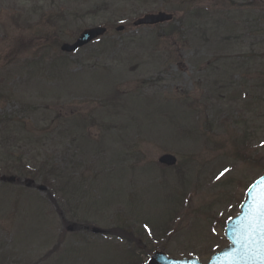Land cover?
<instances>
[{"label":"rangeland","instance_id":"rangeland-1","mask_svg":"<svg viewBox=\"0 0 264 264\" xmlns=\"http://www.w3.org/2000/svg\"><path fill=\"white\" fill-rule=\"evenodd\" d=\"M163 1L0 0L5 136L16 129L22 138V127H34L42 136L31 141L36 161L57 158L38 174L1 159L0 264H124V253L135 245L131 261L140 264L156 250L205 263L210 252L227 244L224 219L238 213L247 186L264 171V0H233L236 18L249 22L235 24L234 30L223 22L227 0H193L192 7L209 6L214 15L208 24L197 19L202 25L186 39L182 16L192 0ZM243 3L252 15L240 13ZM54 6L63 7L68 19L57 23L51 17ZM158 11L172 13V25L181 31L152 37L160 30L134 27L135 19ZM60 23L67 26L59 30ZM95 25L110 26L104 39L75 54V62L63 60L62 43H72ZM118 25L125 27L116 31ZM28 60H35L31 68L24 65ZM33 72L43 75L42 81H30ZM201 84L223 98L202 99ZM20 99L26 101V114ZM16 118L27 122L23 126ZM179 122L194 127L191 135L181 132V141ZM246 131L248 141L240 147ZM240 148L244 157L237 159ZM164 153L176 155L177 166L160 165ZM31 166L39 170L41 165ZM27 179L33 181L30 187ZM48 191L59 208L62 204V213L46 200ZM120 227L131 240L125 233L123 242L111 236L112 228Z\"/></svg>","mask_w":264,"mask_h":264},{"label":"water","instance_id":"water-1","mask_svg":"<svg viewBox=\"0 0 264 264\" xmlns=\"http://www.w3.org/2000/svg\"><path fill=\"white\" fill-rule=\"evenodd\" d=\"M164 18H168L166 16H163ZM153 18V17H150ZM104 32V29H94V30H88L86 31L78 40L77 42L73 45V46H68L65 45L63 46L64 50L70 51V50H75L77 49L79 46L84 45L85 43H87L88 41H90L91 39L95 38L96 36L100 35L101 33ZM161 162L166 163L168 165L174 164L175 163V158L172 156H163L160 159ZM237 225H239L240 220L235 221ZM236 224L234 225H229L230 228H236ZM240 227V226H239ZM236 229L233 230H227V235L230 238V240H232L233 236H230V233H235ZM246 234V233H243ZM251 237V236H249ZM261 236L260 234H258L257 238H256V242L254 244V246L249 249V243L247 245V247L245 249H241V244L239 245L238 243L237 248L233 249L234 245L228 247L224 253L221 256L218 257H214L213 258V262H211L210 264L214 263V264H229V263H235V264H264V256H261L260 254H258V247L256 246L258 244V241L260 240ZM240 248V250H239ZM250 253V254H249ZM247 257H249L250 255V261L251 262H247V260H245V255ZM191 262V260H175V259H171L168 256H166L163 252H156V254L153 256V258L151 259V261L149 262V264H189Z\"/></svg>","mask_w":264,"mask_h":264},{"label":"snow or ice","instance_id":"snow-or-ice-1","mask_svg":"<svg viewBox=\"0 0 264 264\" xmlns=\"http://www.w3.org/2000/svg\"><path fill=\"white\" fill-rule=\"evenodd\" d=\"M227 171L228 169H225V172ZM223 174L224 173H221V175ZM260 182L264 184V178H261ZM257 216H258L257 230L261 236L257 244L258 254L264 256V190H262L259 193V199L257 204Z\"/></svg>","mask_w":264,"mask_h":264},{"label":"trees","instance_id":"trees-1","mask_svg":"<svg viewBox=\"0 0 264 264\" xmlns=\"http://www.w3.org/2000/svg\"><path fill=\"white\" fill-rule=\"evenodd\" d=\"M195 13H196V11H192V12H190V15H191V16H194Z\"/></svg>","mask_w":264,"mask_h":264}]
</instances>
